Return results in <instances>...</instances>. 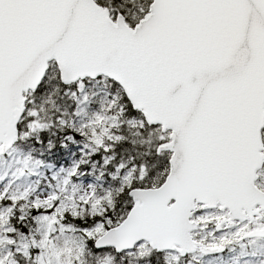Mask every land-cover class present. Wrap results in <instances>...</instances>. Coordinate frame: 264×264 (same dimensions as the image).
Listing matches in <instances>:
<instances>
[{
	"label": "snow or ice",
	"instance_id": "snow-or-ice-1",
	"mask_svg": "<svg viewBox=\"0 0 264 264\" xmlns=\"http://www.w3.org/2000/svg\"><path fill=\"white\" fill-rule=\"evenodd\" d=\"M0 264H264V0H0Z\"/></svg>",
	"mask_w": 264,
	"mask_h": 264
}]
</instances>
